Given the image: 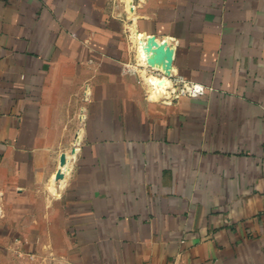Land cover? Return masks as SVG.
I'll return each mask as SVG.
<instances>
[{
    "label": "crops",
    "instance_id": "crops-1",
    "mask_svg": "<svg viewBox=\"0 0 264 264\" xmlns=\"http://www.w3.org/2000/svg\"><path fill=\"white\" fill-rule=\"evenodd\" d=\"M0 264H264V0H0Z\"/></svg>",
    "mask_w": 264,
    "mask_h": 264
},
{
    "label": "bare ground",
    "instance_id": "bare-ground-1",
    "mask_svg": "<svg viewBox=\"0 0 264 264\" xmlns=\"http://www.w3.org/2000/svg\"><path fill=\"white\" fill-rule=\"evenodd\" d=\"M131 35L136 47L139 65H142L143 67V75L145 76L146 82L148 84L151 98L157 99L164 97L170 99L173 95V91L175 90L172 79L168 75L162 73L159 68L150 67L147 63V54L142 49V42L147 37V33L139 31L134 24L131 26ZM147 68L152 70L148 75L146 74ZM68 165L69 157H67L66 163L63 165V167L66 168Z\"/></svg>",
    "mask_w": 264,
    "mask_h": 264
},
{
    "label": "water",
    "instance_id": "water-1",
    "mask_svg": "<svg viewBox=\"0 0 264 264\" xmlns=\"http://www.w3.org/2000/svg\"><path fill=\"white\" fill-rule=\"evenodd\" d=\"M142 49L147 54V63L150 67L159 68L165 75L172 76L175 46L168 37L159 39L154 34H147V37L142 42ZM61 160L63 164L66 163V154L62 155ZM68 170L69 165L64 170H59L56 178H63Z\"/></svg>",
    "mask_w": 264,
    "mask_h": 264
},
{
    "label": "built area",
    "instance_id": "built-area-1",
    "mask_svg": "<svg viewBox=\"0 0 264 264\" xmlns=\"http://www.w3.org/2000/svg\"><path fill=\"white\" fill-rule=\"evenodd\" d=\"M173 81L174 91L170 99L178 97L180 95H198L206 92L208 86L195 81L186 80L183 77H177ZM167 99V98H166Z\"/></svg>",
    "mask_w": 264,
    "mask_h": 264
},
{
    "label": "rangeland",
    "instance_id": "rangeland-1",
    "mask_svg": "<svg viewBox=\"0 0 264 264\" xmlns=\"http://www.w3.org/2000/svg\"><path fill=\"white\" fill-rule=\"evenodd\" d=\"M132 26V25H131ZM131 26H130V37H131V40L132 42L134 43L133 39H132V35H131ZM151 70V69H150ZM155 71V70H154Z\"/></svg>",
    "mask_w": 264,
    "mask_h": 264
}]
</instances>
